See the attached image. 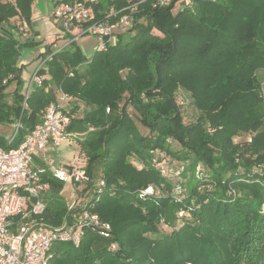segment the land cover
Wrapping results in <instances>:
<instances>
[{"label": "trees", "instance_id": "16d2710c", "mask_svg": "<svg viewBox=\"0 0 264 264\" xmlns=\"http://www.w3.org/2000/svg\"><path fill=\"white\" fill-rule=\"evenodd\" d=\"M33 1L0 0V124L14 123L0 146H18L41 109L60 91L69 95L67 131L80 134L90 182L104 183L98 192L95 180L81 208L49 198L33 217L58 226L91 208L108 233L86 229L78 245L54 243L48 264H264V0H190L176 14L173 1L143 0L128 31L90 58L67 35L59 49L45 44L38 73L49 80L25 97L18 58L36 41L23 39L16 21L30 26ZM103 6H94L97 18ZM178 89L189 93L195 119H184ZM151 152L186 166L181 200L149 165ZM148 185L155 192L141 198Z\"/></svg>", "mask_w": 264, "mask_h": 264}, {"label": "built area", "instance_id": "2783aa9c", "mask_svg": "<svg viewBox=\"0 0 264 264\" xmlns=\"http://www.w3.org/2000/svg\"><path fill=\"white\" fill-rule=\"evenodd\" d=\"M142 1L52 0L49 13L43 20L44 23H47V19L59 22L62 35L74 40L82 35L93 34L98 38L97 50H104L117 41L118 33L128 31L132 26L134 13ZM172 1L174 7L178 6L179 9H183L190 2L154 0L153 6H166ZM99 2L104 3V6L99 10L101 16L97 18L94 6ZM117 2L123 3V6L116 8ZM16 25L23 39L29 36L25 22L18 20ZM41 63L31 77L37 86L44 84V76L38 73ZM49 87L47 84L46 90ZM29 92L27 90L25 97ZM69 100V95L62 91L58 92L56 99L41 109L40 120L18 146L8 149L0 146V264H48L52 255L51 248L56 242L78 245L86 229L108 235L105 230L107 225L91 208L74 212L71 222L65 220L58 226L47 225L33 217L41 214L45 208L43 193L51 187L45 177L47 173L61 182L71 180L77 183L86 178L85 169H77L70 164V169L66 170L53 164L45 156L48 143L58 145L69 141L70 132L67 131L70 122L67 108ZM34 156H39L44 164H34ZM153 156L156 159L164 158L159 152L153 153ZM162 167L161 172L164 175L166 168ZM103 183L102 179L96 182L98 192L101 191ZM184 190L182 185L173 188V191H179L177 192L179 196L173 194L177 200L185 196ZM154 192V186L148 185L140 191L139 196L143 198ZM67 206L71 209L74 203ZM184 214L185 211L181 209L178 217ZM115 247L114 243H110V249Z\"/></svg>", "mask_w": 264, "mask_h": 264}, {"label": "rangeland", "instance_id": "374dc122", "mask_svg": "<svg viewBox=\"0 0 264 264\" xmlns=\"http://www.w3.org/2000/svg\"><path fill=\"white\" fill-rule=\"evenodd\" d=\"M50 0H34L31 4V27L33 32L40 38L39 41L32 45V46H25L21 49L20 55L18 58V65L21 66V74L20 80L22 82L21 85V92L25 94L28 91H33L37 85L31 79L32 75L34 74L36 68L39 66L40 60L38 59V55L41 53L40 51L44 50L46 41L44 39L47 38L48 35H60L61 26L59 22H55L52 19H47V23L44 24V20L40 19L41 16L45 15L46 17L49 13L51 4ZM173 13L176 14L179 12V7L176 6L173 9ZM44 13V14H43ZM43 14V15H42ZM66 39V38H64ZM69 41V40H66ZM63 39L60 40L59 43H65ZM73 44L80 50L81 54L86 57L90 58L97 46H98V38L93 34H86L78 37ZM44 76L47 80H49V76L45 73ZM258 78L263 82V90H264V68H261L257 71ZM14 87V84H12ZM11 85V86H12ZM10 86V88H11ZM50 89L55 91L54 87L51 86ZM13 88L7 91L6 100L11 102V92ZM176 99L178 102L182 103L184 116L186 121H190L195 119L196 116L199 114V111L194 107L192 103V99L188 92L184 91L183 89H178L176 94ZM70 102V101H69ZM68 102V103H69ZM71 104L68 105L67 108L70 107ZM81 109L76 113L79 115L80 112L84 110V106L80 107ZM142 130V129H141ZM14 131V123H10L7 125L0 124V135L4 136V138L8 139ZM69 141H64L55 145L54 147H47L45 156L52 161L53 164L60 166L66 170L70 169V164H72L77 169H85L87 157L84 152L81 150L79 143L76 141L78 137H80L79 132H70L69 134ZM245 136L235 137V140H242ZM73 140V141H72ZM174 149H179V144L176 142H172ZM151 154V153H150ZM160 156V155H159ZM34 158V157H33ZM160 158V159H159ZM34 162V161H33ZM128 162L132 164L137 169H141L143 167V162L136 158L134 155L128 157ZM149 165L154 168L160 175L163 173L161 172V167L166 168V173L164 174L165 177L173 182V188L175 189L176 185H182V181L186 180L187 174L185 173L186 166L183 164H178L171 161L168 157H158L157 159L151 154L149 156ZM200 170V169H199ZM96 182L98 181V176L95 177ZM95 180L92 179L86 173V178L83 181H78L77 183H73L71 180L66 182H62L56 184L48 190L52 196L58 198L59 200L63 201L64 203L71 204L74 203L75 207H82L84 206L89 198L92 196L93 193V186L95 185ZM181 180V181H180ZM90 187H86L87 184H90ZM164 192V193H163ZM179 192V191H177ZM173 191L172 194L179 196V193ZM45 193V192H44ZM43 193V195H44ZM161 194H166L165 190L162 191ZM181 220H175L174 226L178 227L181 224ZM161 229L164 231L171 230V227L167 225H161Z\"/></svg>", "mask_w": 264, "mask_h": 264}, {"label": "crops", "instance_id": "0c3cea01", "mask_svg": "<svg viewBox=\"0 0 264 264\" xmlns=\"http://www.w3.org/2000/svg\"><path fill=\"white\" fill-rule=\"evenodd\" d=\"M50 2V4L52 3V0H50L49 1ZM44 14V13H43ZM42 14V15H43ZM44 16L45 15H43V16H41L40 17V19H43L44 18ZM44 24H46V23H44ZM28 29H29V40H32V41H43V40H40V38H38V36H36V34L33 32V29H32V27H31V24H30V26H28ZM63 39V35H62V33L60 34V35H48L47 36V38L46 39H44L45 41H46V44H48V46H50V49H58L60 46H62L63 44H62V42L61 43H59L60 42V40H62ZM48 46H45L44 47V49H47L48 48ZM47 47V48H46ZM41 53L38 55V59L41 61V58L42 57H44L45 56V54H44V50H42V51H40ZM11 86V85H10ZM10 86L6 89V90H8V89H12L13 88V85L11 86V88H10ZM262 88H263V83H262ZM73 141V140H72ZM55 145L54 144H52V143H48V145H47V147H54ZM33 161H34V164H38V165H42V164H44V162L41 160V158L39 157V156H34V158H33ZM50 176V174L49 173H47V175H46V177H49ZM49 194H50V192H45L44 193V195H43V199H44V201H49V198L50 199H55L56 197H53L52 195H50L49 196ZM58 199V198H57ZM59 200V199H58ZM66 204V203H65ZM67 205V204H66ZM15 220L17 219V217L16 218H14Z\"/></svg>", "mask_w": 264, "mask_h": 264}]
</instances>
